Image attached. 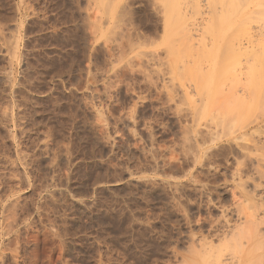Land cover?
<instances>
[{
  "label": "rangeland",
  "instance_id": "obj_1",
  "mask_svg": "<svg viewBox=\"0 0 264 264\" xmlns=\"http://www.w3.org/2000/svg\"><path fill=\"white\" fill-rule=\"evenodd\" d=\"M142 1L0 0V264H199L234 221V140L264 138V104L201 116L195 51L173 35L172 67Z\"/></svg>",
  "mask_w": 264,
  "mask_h": 264
},
{
  "label": "bare ground",
  "instance_id": "obj_2",
  "mask_svg": "<svg viewBox=\"0 0 264 264\" xmlns=\"http://www.w3.org/2000/svg\"><path fill=\"white\" fill-rule=\"evenodd\" d=\"M141 2L143 1L141 0ZM144 2L158 16L161 23L162 36L164 34V37L169 41L173 35L178 34L180 35V40L178 41L184 43L185 52H187L186 47L188 44L190 46L188 48L195 51L193 57V60H195L194 66L186 70L185 74L191 77V81L194 84V92L200 96L201 106L199 109L201 116H207L206 114L213 112L211 109H214L213 116L216 115V110L221 120L228 116L232 117L226 123L228 126L231 124V120L234 123L233 118L235 116L239 118L237 119L238 123L241 119L243 122L248 114L251 115V111L260 109L259 107L264 104V0H145ZM176 39L178 38L176 37ZM170 42L172 41H169V47L167 46L170 49H168L167 55L170 57L171 66L173 67L172 63L177 58L179 59V51L174 46H170ZM184 50H181V56H184L182 55ZM189 51L191 52V50ZM200 60H205L208 63L206 73L201 71L200 64L203 61ZM184 95L187 97L188 93L184 92ZM198 105L197 103L196 106L198 107ZM196 114L194 115L196 116ZM212 117L209 118L217 120ZM257 119L258 121L252 127L254 131L262 124V127L264 126V114ZM212 120L210 121L212 122ZM221 120L220 122H222ZM210 121L208 120V122ZM220 122L218 123L220 124ZM204 124L206 126L207 123L205 122ZM207 125L209 126V124ZM240 125L242 126V124ZM206 127L204 128L202 124L201 129L204 128L205 130L207 129ZM216 130L213 129V131ZM256 131L258 133V130ZM209 133L211 135L212 132ZM253 133L251 134L253 135ZM197 134L199 135V133ZM251 134L247 130L234 140L236 141L238 138L243 137L245 139L243 144H245L246 140L247 142L249 141V144L246 142L247 145L242 146V144V147L240 146L239 148L243 151L246 158L249 157L250 161L248 162H251V164L248 167H251L250 169L252 170V174L250 171L249 174L251 175L249 176L243 174L245 172L241 166L244 165V162L241 164V162L237 163L236 161L235 163L237 164H234L236 165L234 166L235 168L233 167L234 169L230 170L231 185L235 190L233 197L237 199L239 197L237 201L235 200L237 203L233 210L234 214L229 211L234 215L231 214L235 219L233 222L229 220L230 218L225 219L220 227L217 226V229H215L217 230V235L213 236L216 237L215 241L217 239L216 245L212 241L210 242V237L207 241V246L210 245L208 248H205L206 244L203 245L202 243L205 247L201 245L203 249L198 252V255L200 254L199 264H264V138L262 140L252 137L250 140ZM247 135H249V140L246 139ZM208 136L209 134L205 138ZM243 139L241 140L243 141ZM195 151L197 150L195 149ZM230 194L232 196V193ZM235 195L238 196L236 197ZM235 198H232V201ZM219 216L220 218L222 217L221 215ZM210 224L212 227V223ZM223 249L225 252L228 251L230 253L226 255ZM259 252L261 253L259 254Z\"/></svg>",
  "mask_w": 264,
  "mask_h": 264
}]
</instances>
